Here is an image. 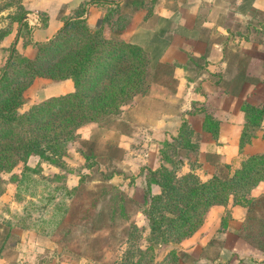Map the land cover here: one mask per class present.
<instances>
[{
    "label": "trees",
    "instance_id": "1",
    "mask_svg": "<svg viewBox=\"0 0 264 264\" xmlns=\"http://www.w3.org/2000/svg\"><path fill=\"white\" fill-rule=\"evenodd\" d=\"M23 2L0 0V14L9 13L7 28L0 27V45L15 31L24 47L33 45L32 29L25 20L30 11ZM120 2L131 7L132 12L125 18L129 24L119 22L118 30L129 27L134 20L129 17L133 12L140 17L137 26L152 14V6L145 0H88L69 18L65 17L64 26L51 40L33 45L37 50L34 57L20 52L16 48L17 42L7 49V60L0 77V198L7 190L5 173L21 164L29 170V161L35 157L59 167L60 161L68 156L71 143L82 141L80 153L86 163L92 162L88 166L92 168L98 160L97 143L93 136L83 139L81 130L88 124L101 126L113 117H119L126 106L149 94L152 66L148 54L129 41L117 37L109 40L104 35V26L114 25L116 31L111 20L123 9ZM89 5H96L105 12L102 28L95 31L86 18ZM52 53L55 56L51 58ZM156 72L153 81L154 78L159 80L158 69ZM37 78L53 82L71 80L75 90L35 104L23 112L27 102L25 93ZM242 112L245 122L239 143L241 154L264 132V102L259 105L245 102ZM189 114L200 117L204 132L219 139L221 121L209 105L194 102ZM196 136L194 125L184 120L177 133L162 143L161 165L141 171L145 193L138 205L147 223L143 226L132 223L126 229L128 248L122 264H143L142 257L149 253V264H154L155 245H180L192 238L214 207L226 209L219 231L224 233L232 217L230 205L245 208L244 223L238 234L264 254V192L255 194L264 183V153L247 156L235 170L223 164L224 169L218 168L210 179L203 180L197 173L201 167V149ZM186 167L188 171H185ZM26 178L17 179V183L23 184ZM82 184L66 187L71 199L84 188ZM113 202L107 217L116 221L118 215L127 216L123 197H119V202ZM91 208L94 209V205ZM68 210L66 223L72 219ZM89 216L93 226L101 217L105 218V213L99 218L94 213ZM147 231L146 240L153 247L143 248V235ZM69 235L66 226V238ZM183 252L172 249L156 264H181Z\"/></svg>",
    "mask_w": 264,
    "mask_h": 264
},
{
    "label": "rangeland",
    "instance_id": "2",
    "mask_svg": "<svg viewBox=\"0 0 264 264\" xmlns=\"http://www.w3.org/2000/svg\"><path fill=\"white\" fill-rule=\"evenodd\" d=\"M23 3H27V0ZM120 3L123 9L120 13H115L111 20L115 23L116 31L114 25H107L104 26V35L109 40L117 37L132 43L131 34L145 22L137 26L140 17L133 12V16L129 17L134 20L129 27L118 30L119 22L129 24L125 18L132 12L131 7L124 6L123 2ZM91 6L95 5L87 7L86 18L88 20L92 14L91 19L94 23L96 20L94 14L89 13ZM48 9L56 11L60 9L62 14H66V4L59 7L49 4ZM37 13L42 21L46 22L48 18L46 12L37 10ZM8 14V12L0 14L3 28L8 26L6 20ZM104 14L105 12L102 11V18L98 23L90 24V20L88 21L93 31L102 28ZM19 51L31 57L22 48ZM53 56L54 53L50 55L51 58ZM148 57L150 58L149 54ZM151 66V90L147 97L137 98L135 102L124 108L123 114L119 117H113L101 126L88 124L81 130L83 139L93 136L97 143L95 147L98 160L92 168L88 167L92 162L86 163L81 155L79 148L82 141H78L68 146V156L60 161L59 167L35 157L29 161V170L26 171L25 166L21 164L3 175L7 190L0 198V264H122L128 248L126 229L128 230L132 223L140 226L147 223L140 213L138 203L143 201L145 193L141 171L148 167L144 164V159H148L146 154L150 147L148 139L155 136L156 139L163 141L169 138L166 134H172L173 131L176 133L174 128H178L181 114L190 108V101L200 85L197 81L187 85L186 89L185 83H180L174 74L177 69L166 66L160 68L159 75L163 74V80L160 76L159 80L154 78L153 81L157 68L155 65ZM202 73L204 75H201L203 78L201 98L205 104H211V97L215 93L213 81L216 79L207 72ZM56 83L59 82L37 78L25 93L27 102L22 111L26 112L33 105L50 99L47 97H58L61 92L65 94L68 89L66 84L57 88ZM71 84L74 85V82L72 81ZM220 86L225 87L223 83ZM240 87L241 85L236 83L229 90L235 94ZM74 90L75 85L73 92ZM185 90H187L186 95ZM187 95L190 97L187 98ZM162 125L167 129H163L165 137L161 129ZM196 141L202 144L203 159L207 158L209 162L214 163L215 159H219L207 149L201 134L196 136ZM152 159L156 158L152 157ZM200 172L206 178L211 174L212 169L204 167ZM23 176H26L27 180L19 185L17 182ZM80 184L84 188L79 191L78 196L71 199L66 187L74 188ZM119 197H123L127 216L121 214L116 221H111L107 215L112 209L113 200L119 202ZM93 205L94 209L91 208ZM68 209L72 219L66 223ZM91 213L96 214V218H99L101 213H105V218L101 217L104 221L100 218L92 226L89 216ZM66 226L70 230L67 238ZM147 235L148 231L143 235L141 244L143 248L153 247L146 240ZM153 248L154 264L162 261L172 249L183 252L181 244L155 245ZM187 248L190 249L192 246L188 245ZM142 259L143 264H149L150 253ZM182 260L188 264L190 256L184 254Z\"/></svg>",
    "mask_w": 264,
    "mask_h": 264
},
{
    "label": "crops",
    "instance_id": "3",
    "mask_svg": "<svg viewBox=\"0 0 264 264\" xmlns=\"http://www.w3.org/2000/svg\"><path fill=\"white\" fill-rule=\"evenodd\" d=\"M86 1L88 0H27L25 6L30 14L25 20L32 29L33 45L51 40L64 26L65 17L69 18L73 11ZM145 1L152 6V14L131 34L132 43L148 52L151 65H155L158 69V78L161 76L160 68L170 65L177 69L174 74L180 83H185L186 89L191 83L198 81L200 84L197 88V96L195 95L190 101V108L181 114L179 126L174 128L177 133L184 120L191 122L197 135L201 134L205 139L207 149L218 156L219 159H215V163L209 162L207 158L203 159V148L199 143L201 167L197 173L203 180H208L223 164L230 165L232 170H235L247 156L264 153V132L245 148L243 154L239 149L245 122L243 104L249 102L259 105L264 102V0ZM32 2L36 4H30ZM39 4L42 5L38 6ZM49 4L58 7L66 4V14H62L60 9L59 11L48 9ZM37 10L46 12L48 17L46 22L42 21ZM92 12L96 20L94 19L92 23L91 14L88 21L90 20V24L98 23L102 18V11L95 5L91 6L89 13ZM35 23L38 24L36 28ZM15 42L18 50L22 48L31 57L36 55L35 47L33 45L24 47L15 31L0 45V76L7 60L6 49ZM202 72H207L216 79L213 81L215 93L211 97L212 103L207 105L221 121L218 140L204 132L200 117L189 114L194 102H205L201 98L204 75ZM161 77L163 80V74ZM71 83L72 81L68 80L55 85L61 88L60 86L66 84V88H71L68 92V89L66 90L65 94H68L73 92L74 85ZM222 83L225 85L223 88L220 86ZM236 83L241 87L233 94L229 89ZM186 93L187 90L184 91L185 95ZM60 95L64 93L61 92ZM51 97L55 96L47 98ZM161 129L163 134L164 130H167L163 125ZM176 133L173 131L172 134L166 135L170 137ZM163 136L165 137V134ZM148 140L150 147L146 154L148 159H144V164L156 169L161 165L160 148L167 139L161 141L152 136ZM152 157L156 159L153 160ZM204 167L212 169L211 174L206 178L200 172ZM185 171H188V167ZM262 192H264V183L255 194ZM229 210L232 217L224 233L221 234L219 231L226 209L214 207L208 213L200 231L181 244L182 251L190 256L188 264H264V254L254 249L238 234L244 223L245 208L230 205ZM188 245L192 248H187ZM181 264H186V261L182 260Z\"/></svg>",
    "mask_w": 264,
    "mask_h": 264
},
{
    "label": "built area",
    "instance_id": "4",
    "mask_svg": "<svg viewBox=\"0 0 264 264\" xmlns=\"http://www.w3.org/2000/svg\"><path fill=\"white\" fill-rule=\"evenodd\" d=\"M37 25H38V24H36V23L34 24L35 27H36Z\"/></svg>",
    "mask_w": 264,
    "mask_h": 264
}]
</instances>
